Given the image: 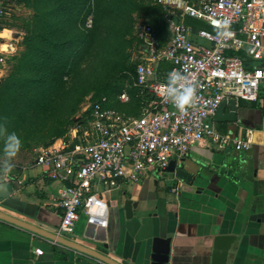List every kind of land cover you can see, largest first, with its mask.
Wrapping results in <instances>:
<instances>
[{"label":"crops","instance_id":"crops-1","mask_svg":"<svg viewBox=\"0 0 264 264\" xmlns=\"http://www.w3.org/2000/svg\"><path fill=\"white\" fill-rule=\"evenodd\" d=\"M57 1L9 0L10 16L1 24L0 39L6 62L39 32L33 28L26 34L19 25L22 19L29 24L37 17L52 18ZM2 74L0 66V80ZM236 105V122L215 123L212 115L211 123L218 134L248 140V149L204 139L194 143L186 157L174 159L173 172L148 174L136 184L119 183L109 192L98 187L109 203L107 227L88 226L82 215L73 235L65 238L119 264H151L153 237H170L172 256L182 264H196L210 253L214 236L233 235L226 264H264V89L258 101ZM228 111L226 105L223 112ZM71 139L69 144L58 139L39 147L30 164L19 169L7 173L0 169V183L7 182L10 188L9 196L0 201V211L58 235L61 210L56 198L62 184L49 179L36 158L40 150L69 151L81 144L80 133ZM130 197L137 207L127 219L122 204ZM0 264L104 263L0 220Z\"/></svg>","mask_w":264,"mask_h":264},{"label":"built area","instance_id":"built-area-1","mask_svg":"<svg viewBox=\"0 0 264 264\" xmlns=\"http://www.w3.org/2000/svg\"><path fill=\"white\" fill-rule=\"evenodd\" d=\"M157 2L166 11L171 37L163 45L153 26L138 29L142 48L133 86L140 91V115L126 116L114 106L129 101L125 91L114 98L101 96L78 131L80 145L38 153L36 162L45 167L46 176L62 184L56 198L59 236L73 235L82 215L88 226L107 227L109 203L98 187L109 192L119 183L161 175L172 159L186 157L204 139L236 150L249 148L248 140L218 134L211 117L223 100L256 102L264 89V0ZM8 11L9 0H0V35ZM221 22H226L227 33L218 37ZM5 63L0 50V66ZM174 69L197 85L186 112L176 109L164 91ZM35 252L42 255L41 249Z\"/></svg>","mask_w":264,"mask_h":264},{"label":"rangeland","instance_id":"rangeland-1","mask_svg":"<svg viewBox=\"0 0 264 264\" xmlns=\"http://www.w3.org/2000/svg\"><path fill=\"white\" fill-rule=\"evenodd\" d=\"M165 14L157 0H59L52 18L37 17L29 24L22 19L19 25L26 34L33 28L40 32L46 21L47 48L65 43L67 50L61 56L54 50V59L40 63L20 42L18 54L3 65L0 126L22 141L13 170L30 164L39 147L58 139L69 144L101 96L114 98L125 91L129 101L115 105L126 116L140 115V91L133 86L142 48L138 29L153 26L165 45L171 36ZM3 144L0 136V158Z\"/></svg>","mask_w":264,"mask_h":264},{"label":"water","instance_id":"water-1","mask_svg":"<svg viewBox=\"0 0 264 264\" xmlns=\"http://www.w3.org/2000/svg\"><path fill=\"white\" fill-rule=\"evenodd\" d=\"M228 105V113H224V107ZM237 105L234 99L223 100L213 115V121L215 123H234L237 121ZM176 167V160L172 159L165 172H173ZM10 194V188L7 182L0 183V201L6 199ZM137 207V202L134 197L127 198L123 204L122 209L124 210L127 219H130L133 215V210ZM0 220L6 223L15 225L22 229H25L31 233H34L40 237H44L53 241L54 243L63 246L67 249L79 252L88 257L96 259L104 264H119L113 259L101 254L100 252L86 247L78 242L67 239L65 237L44 231L43 229L22 221L14 216L8 215L3 211H0ZM235 241L233 235H216L212 239L210 253L205 258L199 260L196 264H226L228 251L232 243ZM151 264H182L175 256L171 253V238L156 236L152 239L151 244Z\"/></svg>","mask_w":264,"mask_h":264},{"label":"clouds","instance_id":"clouds-1","mask_svg":"<svg viewBox=\"0 0 264 264\" xmlns=\"http://www.w3.org/2000/svg\"><path fill=\"white\" fill-rule=\"evenodd\" d=\"M226 33V22H221L218 37H223ZM163 87L167 99L176 109L180 112L188 111L196 96L197 85L194 82L189 81L181 71L174 69L167 74L166 84ZM0 136L3 137L4 141L0 168L9 172L14 166L12 159L19 152L22 141L16 132H7L3 126H0Z\"/></svg>","mask_w":264,"mask_h":264},{"label":"trees","instance_id":"trees-1","mask_svg":"<svg viewBox=\"0 0 264 264\" xmlns=\"http://www.w3.org/2000/svg\"><path fill=\"white\" fill-rule=\"evenodd\" d=\"M44 20H43V27L40 30V32H37V34L32 36L30 38V40H28L27 43H26V46H27L28 49H30V53L32 54L33 58L41 60L40 63H42L43 60L47 61L49 59H54V53H53L54 50H57V51L59 50L57 53L60 56L63 54V52H65L67 50L66 46H65V43H59V46L57 45L54 49L52 48V45H51V48H47L48 46H46V38H45L44 35H46L48 27L46 25L47 24L46 21L44 22ZM61 32H63V30H60V32L59 31H55V33H61ZM37 38H39L40 41H38ZM72 47H73V49H76L78 47V43H75ZM107 96L110 97V95H107ZM147 99H150V96H148ZM138 101H140V99ZM115 103L118 104V105L120 103L114 102V106L117 109H119V107H117L115 105Z\"/></svg>","mask_w":264,"mask_h":264},{"label":"bare ground","instance_id":"bare-ground-1","mask_svg":"<svg viewBox=\"0 0 264 264\" xmlns=\"http://www.w3.org/2000/svg\"><path fill=\"white\" fill-rule=\"evenodd\" d=\"M2 38H3V36L2 35H0ZM3 44V43H2ZM1 44V46H0V49H2L3 51H5V49H6V47L4 46V45H2Z\"/></svg>","mask_w":264,"mask_h":264}]
</instances>
